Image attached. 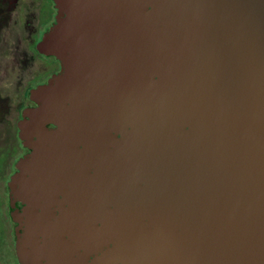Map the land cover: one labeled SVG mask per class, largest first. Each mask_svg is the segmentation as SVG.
Returning <instances> with one entry per match:
<instances>
[{
	"label": "water",
	"instance_id": "95a60500",
	"mask_svg": "<svg viewBox=\"0 0 264 264\" xmlns=\"http://www.w3.org/2000/svg\"><path fill=\"white\" fill-rule=\"evenodd\" d=\"M52 2L16 264H264V0Z\"/></svg>",
	"mask_w": 264,
	"mask_h": 264
},
{
	"label": "flooded vegetation",
	"instance_id": "af4514ba",
	"mask_svg": "<svg viewBox=\"0 0 264 264\" xmlns=\"http://www.w3.org/2000/svg\"><path fill=\"white\" fill-rule=\"evenodd\" d=\"M53 13L52 0H0V157L9 156L16 145L13 141L25 151L17 138L18 117L30 101L32 88L60 69L54 56L35 48ZM5 216L11 225V243L6 238L11 251L12 223Z\"/></svg>",
	"mask_w": 264,
	"mask_h": 264
},
{
	"label": "rangeland",
	"instance_id": "374dc122",
	"mask_svg": "<svg viewBox=\"0 0 264 264\" xmlns=\"http://www.w3.org/2000/svg\"><path fill=\"white\" fill-rule=\"evenodd\" d=\"M13 142H16V145H14V147L9 150V156L6 155L3 157L2 155V157H0V264H16L13 257V252L12 250H9L6 244L7 240L9 243H11L10 231H8L11 225L8 222H5L6 220L8 221L5 216L8 202L6 182L14 169L16 160L22 153L20 145H18V141Z\"/></svg>",
	"mask_w": 264,
	"mask_h": 264
}]
</instances>
